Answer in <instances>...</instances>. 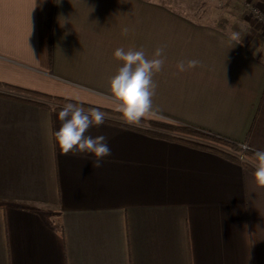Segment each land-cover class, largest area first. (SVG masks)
Listing matches in <instances>:
<instances>
[{"label": "crops", "instance_id": "obj_1", "mask_svg": "<svg viewBox=\"0 0 264 264\" xmlns=\"http://www.w3.org/2000/svg\"><path fill=\"white\" fill-rule=\"evenodd\" d=\"M246 11L219 25L159 0H0V82L113 110L115 50L163 47L162 114L264 150V29ZM58 113L0 96V264H264L254 171L107 121L86 133L111 149L95 168L61 153Z\"/></svg>", "mask_w": 264, "mask_h": 264}, {"label": "clouds", "instance_id": "obj_2", "mask_svg": "<svg viewBox=\"0 0 264 264\" xmlns=\"http://www.w3.org/2000/svg\"><path fill=\"white\" fill-rule=\"evenodd\" d=\"M251 13L255 19L264 23V13L252 6ZM128 28L122 30V34L127 36ZM233 41L240 43L239 32H232ZM114 56L123 62L118 73L110 80V92L114 99L113 110L120 113L124 122L140 126L145 119H155L162 122H171L164 116L161 110L153 104V97L156 94L157 84L153 77L159 73L165 64L164 48L157 47L148 58L143 49L125 50L123 47L117 48ZM201 65V61L192 59L188 61H178L176 69L178 72L193 70ZM60 127L55 131V142L59 146L61 153L73 155L89 153L95 159L93 167H102V161L111 156V149L104 135H86L90 127L102 126L105 122V114L98 108H90L85 111L80 105L67 103L58 113ZM238 148L242 151L253 150L249 143H241ZM257 161L253 173L254 180L258 186L264 187V150H254Z\"/></svg>", "mask_w": 264, "mask_h": 264}, {"label": "trees", "instance_id": "obj_3", "mask_svg": "<svg viewBox=\"0 0 264 264\" xmlns=\"http://www.w3.org/2000/svg\"><path fill=\"white\" fill-rule=\"evenodd\" d=\"M0 96L59 111L62 110L67 103L80 105L85 111H88L90 108H98L100 111L104 112L105 121L107 122L141 131L150 136L168 138L192 147L217 153L227 159L241 163L245 168L252 171H255V166L257 164L254 150L247 152L242 151L238 148V145L241 144L240 142L230 140L186 123L172 120H170L171 122H162L155 119H145L140 126H133L125 123L122 115L114 110L62 96L15 86L5 82H0Z\"/></svg>", "mask_w": 264, "mask_h": 264}, {"label": "rangeland", "instance_id": "obj_4", "mask_svg": "<svg viewBox=\"0 0 264 264\" xmlns=\"http://www.w3.org/2000/svg\"><path fill=\"white\" fill-rule=\"evenodd\" d=\"M170 3L174 7L188 11L194 19L201 21H214L219 25H229L241 20L240 13L247 10L250 20L264 29V24L255 19L251 13V7L264 11L262 5L255 0H159ZM246 17V15L244 16ZM13 85V84H12ZM16 86V85H15ZM20 87V86H19ZM24 88V87H23Z\"/></svg>", "mask_w": 264, "mask_h": 264}, {"label": "built area", "instance_id": "obj_5", "mask_svg": "<svg viewBox=\"0 0 264 264\" xmlns=\"http://www.w3.org/2000/svg\"><path fill=\"white\" fill-rule=\"evenodd\" d=\"M261 13H264V11L263 12H261ZM264 24V23H263Z\"/></svg>", "mask_w": 264, "mask_h": 264}]
</instances>
